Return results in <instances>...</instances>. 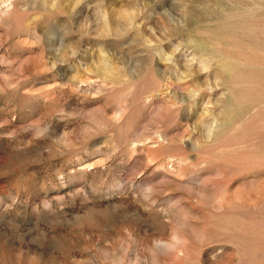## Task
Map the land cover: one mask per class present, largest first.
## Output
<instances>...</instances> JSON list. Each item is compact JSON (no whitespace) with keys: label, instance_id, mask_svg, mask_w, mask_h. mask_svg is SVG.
<instances>
[{"label":"rangeland","instance_id":"rangeland-1","mask_svg":"<svg viewBox=\"0 0 264 264\" xmlns=\"http://www.w3.org/2000/svg\"><path fill=\"white\" fill-rule=\"evenodd\" d=\"M0 264H264V0H0Z\"/></svg>","mask_w":264,"mask_h":264}]
</instances>
